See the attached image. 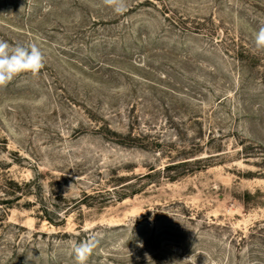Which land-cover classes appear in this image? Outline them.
<instances>
[{"label":"rangeland","instance_id":"374dc122","mask_svg":"<svg viewBox=\"0 0 264 264\" xmlns=\"http://www.w3.org/2000/svg\"><path fill=\"white\" fill-rule=\"evenodd\" d=\"M264 0H0L45 66L0 87V264H264ZM142 242V247L138 246Z\"/></svg>","mask_w":264,"mask_h":264},{"label":"clouds","instance_id":"9594fccd","mask_svg":"<svg viewBox=\"0 0 264 264\" xmlns=\"http://www.w3.org/2000/svg\"><path fill=\"white\" fill-rule=\"evenodd\" d=\"M103 4L111 8L116 14H123L127 10V0H102ZM256 50H264V27L255 33ZM45 66V56L35 44H9L0 40V87L6 86L22 73L36 75ZM100 244V237L92 233L86 239L71 244L72 254L76 264H87L89 257ZM138 246H143L138 242Z\"/></svg>","mask_w":264,"mask_h":264}]
</instances>
